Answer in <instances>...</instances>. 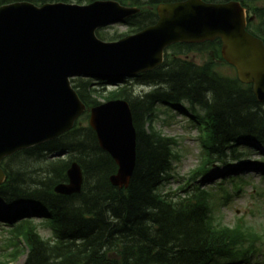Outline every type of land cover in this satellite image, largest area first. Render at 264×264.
Masks as SVG:
<instances>
[{"label":"trees","instance_id":"1","mask_svg":"<svg viewBox=\"0 0 264 264\" xmlns=\"http://www.w3.org/2000/svg\"><path fill=\"white\" fill-rule=\"evenodd\" d=\"M15 1L21 0H0V7ZM27 1L40 5L95 0ZM116 1L143 9L126 20L131 33L156 23L158 4L182 0ZM238 1L248 10V29L264 40V0ZM98 35L104 39L124 36ZM205 51L221 59V41L172 46L163 65L139 76L143 79L139 83L157 85L147 94L133 95L128 85L107 94V99L127 100L133 112L137 162L128 188L111 183L117 164L101 149L95 131L83 123L53 141L8 158L0 198L9 204L33 202L53 233L44 238L31 221L13 228L25 244L23 264H243L248 260L260 238L257 231L247 224L229 228L217 223L216 194L197 180L215 161L234 155L239 141L264 145V102L257 99L251 84L221 72L214 61L198 64L185 57ZM73 85L88 107L99 104L92 79H77ZM185 102L195 113L200 130L201 163L177 191L161 192L160 186L170 179L173 161L180 158L179 141L155 128V106ZM59 151H65L67 158L50 157ZM72 161L82 166L83 189L78 194H58L54 189L68 181Z\"/></svg>","mask_w":264,"mask_h":264},{"label":"water","instance_id":"2","mask_svg":"<svg viewBox=\"0 0 264 264\" xmlns=\"http://www.w3.org/2000/svg\"><path fill=\"white\" fill-rule=\"evenodd\" d=\"M139 11L115 0L90 4L17 1L0 7V161L15 152L55 139L70 130L85 110L70 78L124 77L152 70L164 48L175 42L220 37L224 58L252 83L264 102V43L246 30L240 2L184 0L158 6L156 24L115 42L96 31ZM90 125L100 145L119 166L117 186L130 184L136 166V129L129 104L114 100L92 109ZM62 194L81 191L80 166L68 170ZM4 173L0 169V182Z\"/></svg>","mask_w":264,"mask_h":264},{"label":"rangeland","instance_id":"3","mask_svg":"<svg viewBox=\"0 0 264 264\" xmlns=\"http://www.w3.org/2000/svg\"><path fill=\"white\" fill-rule=\"evenodd\" d=\"M128 29L129 26L126 23H116L104 27L102 31L107 38H110V36L115 34L125 33ZM185 57H189V59L199 64L212 60L221 72L230 76L236 75V70L223 61H219L212 51L190 53L188 56L186 54ZM159 110L156 121H154L156 128L165 135L176 136L179 140L177 151L181 158L174 162L173 178L164 186L166 190H169L183 183L184 178H187L190 171L198 165L200 144L198 142V130L191 126L185 114H181L179 110L176 111L178 115H173L171 113L172 110H167L163 106ZM238 150L245 154L241 159L235 160L230 156L227 159L228 164L215 163L211 174L208 176L212 181L209 184L219 188V182L224 176L233 175L232 178H224V181H222L231 196L227 200L220 199L218 201L216 213L222 222L230 225L234 224L237 219L243 218L244 222L251 224L264 234V159L261 156L264 153V149L258 144L256 146L247 144L238 146ZM6 159L4 158L0 162V166L3 168L6 167ZM233 178L239 182H241L240 179L246 181L240 191L234 190L232 185ZM25 205L30 206L31 204L26 203ZM3 210L11 211L12 213L16 211L15 206L8 208L6 203L0 199V212ZM4 220H0V243L2 240V228L7 224V221ZM36 220L38 221L39 217ZM42 228H44L41 229L42 234L48 236L49 232L45 230V227ZM24 260L25 256H22L18 262L13 264H22ZM253 260L252 264H264V245L261 252L254 255Z\"/></svg>","mask_w":264,"mask_h":264}]
</instances>
